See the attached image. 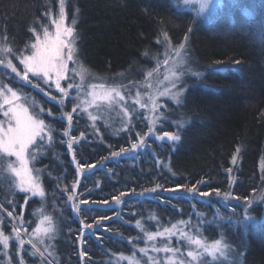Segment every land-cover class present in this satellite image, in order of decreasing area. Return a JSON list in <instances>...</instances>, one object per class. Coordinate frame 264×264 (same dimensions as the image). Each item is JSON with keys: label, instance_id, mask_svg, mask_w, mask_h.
Listing matches in <instances>:
<instances>
[{"label": "trees", "instance_id": "1", "mask_svg": "<svg viewBox=\"0 0 264 264\" xmlns=\"http://www.w3.org/2000/svg\"><path fill=\"white\" fill-rule=\"evenodd\" d=\"M50 1L0 0V35L13 52L31 47L33 21ZM68 3L76 18L81 59L96 75L112 77L143 66L158 53L167 32L172 41L187 35L190 58L201 77L183 96L179 111L184 124L174 144L145 138L142 122L116 136L93 138L80 116L74 117L68 136H63L67 122L53 119L56 156L47 162L53 176L44 185L48 199L58 200L53 208L58 226L54 264H112L114 257L130 254L139 237L136 222L149 213L164 220L184 217L194 206L203 208L182 194L193 185L198 193L219 189L239 199L259 188L264 162V0L251 8L255 14L236 6L212 24L193 22L188 13L174 9L172 0ZM222 62L229 64L217 66ZM49 106L57 113L54 103ZM70 136L79 138L71 151L66 143ZM140 137L145 144L135 154L111 155L131 149ZM237 152L239 165L230 175ZM78 164L94 167L78 172ZM246 241L242 264H264V223L250 230Z\"/></svg>", "mask_w": 264, "mask_h": 264}, {"label": "rangeland", "instance_id": "2", "mask_svg": "<svg viewBox=\"0 0 264 264\" xmlns=\"http://www.w3.org/2000/svg\"><path fill=\"white\" fill-rule=\"evenodd\" d=\"M263 0H212L211 4L208 5L204 11H200V5L202 3H207V0H172V6L177 12L188 13V16L192 18L193 22L208 23L212 24L215 19L226 13H229L234 7L241 6L246 12L251 14L255 11L251 9L255 4L262 2ZM48 3V2H47ZM46 3V4H47ZM59 0H52L48 4L44 12L33 21L31 26L32 30V43L35 42L36 36L40 35L43 38V30L45 27L49 29L50 32L55 31V26L52 21L58 19L59 16ZM65 13L66 20L65 23L68 26H73L72 21L76 18L72 14V10L69 7L68 0H65ZM35 29V31H33ZM187 36V35H186ZM75 48L76 53L73 61L68 62L69 71L66 73L67 79L61 80V87L67 88L68 84H82V88L77 90L75 87L68 89L69 95L63 97V106H61L57 101L61 98L62 94L58 89L55 88L54 77L50 81V85H46L40 79H34L31 75L29 77L31 83L26 86H22L18 83L13 84L15 74H11V70L8 69L5 72L3 66H0V81L7 84L13 89H18L23 95L29 98V101H35V110L29 105V111L36 114L39 109H44L45 111L40 114L39 118L43 119L45 123L51 128L53 134V140L49 144L45 141V144L39 146L32 151L36 152L35 160L30 159V168H33V175L39 176V183L42 185L45 195L44 197L32 196L31 193H24L15 187V178L13 175L7 173V164L9 161H15V157L0 158V229L4 231L6 235L10 236L9 247L4 249L0 245V264H19L21 256L23 257L25 264H54L53 257L55 256L54 251V241L57 237V218L54 217L53 208L55 203H57V197L49 196L51 201H48L46 188L44 185V179L46 177H52V170L48 165V160L55 158L56 148H55V130L53 127V119L56 118L60 121L67 122L66 116L63 119H59L62 113L72 112L74 106L79 105L81 100L91 99L87 94L92 91L91 85H96L95 89L97 93H102L106 89L117 88L121 92V95L125 97L124 101L119 103L113 102L109 104L107 101L99 100L96 105L88 108V112L97 116V120L93 122L87 112H84L83 105L77 108L76 112H73V120L75 116H80L81 119L87 124L89 133L92 134L93 138H98L102 134L107 133L111 135H119L126 132L129 128L135 127L137 123H143L146 125L145 138L155 140L157 143L161 142H171L176 143L177 141H169L167 138L164 140L157 139V136H163L165 132L180 133L184 124L185 116L181 114L179 109L182 105V99L187 89L191 85H195L199 82L201 77L200 70L192 62L190 58V53L188 49V37L185 41L183 37L180 41H172L169 38V43L172 48L178 47L181 43H185V49L183 50V55L186 57V64L183 68L184 75L177 82V88L173 91L183 89L182 95L179 98V103L171 99L168 96L159 97L160 107L156 113H152L149 108H140L138 104H135L136 93L140 92V99L142 102L147 103V96L149 94H155L157 90L163 91L164 88L169 87V81H166L164 77L169 75V69L173 67L172 61L175 59L172 52H168L166 55V44L164 42L163 35L159 41V51L154 54L151 58L145 61L143 66H139L136 69H130L126 72H122L112 77H100L95 73L91 72L81 59L79 48H78V37L75 28ZM31 43V44H32ZM0 46L10 47L6 41L5 36L0 35ZM12 49V48H11ZM31 47L27 51L21 53H15L11 56L5 57L7 59H12V62L17 66V70H23V65L20 64V58L22 55H30ZM165 59L169 60L168 65H165L163 61ZM229 62L218 63L220 66H226ZM83 69L84 81L80 80V76L76 72H80ZM75 69L76 71H72ZM155 69L153 76L151 78L147 77V72ZM191 69L193 72L199 73V75H192L188 71ZM3 72L5 76L12 80L10 83L7 78L3 77ZM151 84L152 87H147ZM37 85L39 87H37ZM103 86L101 88L100 86ZM50 93V95H49ZM52 97H56L54 101ZM118 99V98H117ZM46 102L48 106L45 105ZM54 103L56 105L55 113L51 108L50 104ZM127 108L129 116L124 115V109ZM51 111L52 115H48V111ZM162 114V115H161ZM153 116H159V120L155 124V129L153 133H149L148 129L150 127L149 120ZM2 112H0V120H4ZM130 121V122H129ZM182 122V126L180 123ZM73 123V122H72ZM186 123V121H185ZM127 125V127H125ZM68 127V122H67ZM65 135V132L63 133ZM180 136V134H179ZM146 146V145H145ZM134 150L128 151V154H135ZM236 157L235 163L232 160L231 171L228 170L230 175L235 174L239 165V154L238 152L234 155ZM36 169L40 170L38 173ZM259 175L262 179L261 185L247 198L239 199L233 196L230 192L220 193V195L211 194L210 196L203 197L197 191L195 193L184 191L182 192L188 199H197L201 202V206L192 207L191 210L187 212V215L180 214L178 217H165L162 220L155 214L149 213L148 217L140 219L144 231L139 229V237L135 239L133 250L130 254H122L125 257H131L135 254L137 260L140 264H151L148 260L149 256L155 257V259L163 262L166 256L171 255L159 252L153 253L149 251L147 255L140 253L139 249L144 247H151L152 242H147L145 240L146 232H157L163 231L164 228H171L172 225H178V227L183 228L184 231L191 232L195 234L197 231L206 238L209 242L216 239H223L225 244L228 245L226 250V258L219 259L216 264H242L244 261V256L247 250L246 234L260 226L264 223V162L260 161ZM235 177H232V182L234 183ZM228 194L225 196V194ZM14 201V205L9 203ZM48 202H50L48 204ZM32 203L30 206L29 204ZM51 206V207H48ZM208 209V210H207ZM8 213H12L10 217ZM186 213V212H185ZM247 216L253 219L247 220L243 223L241 221ZM44 216H51L55 231L52 234L53 238L51 240L45 238V245L39 244V237L33 236V230L37 227L40 220ZM15 217V219H13ZM22 217L24 223H20V218ZM180 221H184L183 225H179ZM231 221V222H229ZM17 227L21 230V238L25 241L31 239L41 251L44 250L45 246H48V252H45L44 257L41 258L39 254L33 255V249L30 244L26 243L23 249L19 248L18 241L15 240L12 230L13 227ZM45 226H47L45 224ZM168 242L163 238H158L155 241L157 247H162L163 243ZM170 244L174 248H179L181 253L187 252L188 248L184 241L179 240L178 237L174 236L171 238ZM51 253L49 255L48 253ZM118 255L112 259V264H129L128 260H121ZM183 258V257H182ZM45 262V263H44ZM204 264H212L210 258L204 260Z\"/></svg>", "mask_w": 264, "mask_h": 264}, {"label": "snow or ice", "instance_id": "3", "mask_svg": "<svg viewBox=\"0 0 264 264\" xmlns=\"http://www.w3.org/2000/svg\"><path fill=\"white\" fill-rule=\"evenodd\" d=\"M199 2V0H197ZM212 0H207V3H202L200 5V11H204L211 4ZM59 16L58 19L52 21V24L55 26V31L50 32L47 27L43 30V38L40 35L36 36L35 42L31 44V54L22 55L20 58V64L23 65V70L18 71L17 66L12 62V59H7L5 57L11 56L13 50L11 47L0 46V66H3L5 72L8 69L11 70V74H15L14 82L22 86L30 84L29 79L30 75L34 79L42 80L46 85H50L53 77L55 80V88L59 90L62 94L61 98L57 101L61 106H63V97L69 95L68 89L75 87L77 90L82 88V84H68L67 88L61 87V80L67 79L66 73L69 71L68 62L73 61L76 53L75 48V28L73 26H68L65 23L66 13H65V0H59ZM78 11V10H77ZM72 25H75V20L72 21ZM35 31V29H33ZM164 42L166 44V55L168 52H172L175 59L172 61L173 67L169 69V75H166L164 79L169 81L170 86L164 88L163 91L157 90L155 94H149L147 96V103L142 102L140 99V92L136 93L135 104H138L140 108H149L152 113H156L159 104V97L168 96L171 99L179 103V98L182 95L183 89L173 91L177 88V82L184 75L183 68L186 64V57L183 55V50L185 49V43H181L178 47L172 48L169 43V37L167 32L163 33ZM185 41H187V36H185ZM165 65H168L169 60L165 59L163 61ZM72 71H76L73 69ZM156 70L153 69L147 72V77L151 78ZM192 75L196 76L199 73L193 72L191 69H188ZM80 76V80L84 81L83 69L81 68L80 72H76ZM37 87H39L37 85ZM103 88V86H100ZM147 87H152L151 84H148ZM93 89L87 95L91 99L81 100L79 105L73 107L72 112L62 113L59 119H63L65 116L68 122V128L65 129V135L68 136L72 127L73 122V112L77 111V108H80L83 105V111L88 113L89 118L95 122L97 116L93 115L91 112H88V108L97 104V101L103 100L107 101L109 104L113 102L119 103L124 101L125 97L121 95V92L117 88L106 89L102 93H97L95 90L96 85H91ZM50 95V93H49ZM118 98V99H117ZM55 101L56 97H52ZM29 105L35 110L36 102L29 101V98L26 95H23L18 89H13L7 84L0 81V112H2L4 120H0V158L6 157H15V161H9L7 164V173L11 174L15 178V187L24 193H31L32 196L44 197L45 192L42 185L39 183V176L33 175V168H30V159L35 160L36 152L32 151L39 146L45 144L47 141L49 144L53 140V134L51 128L45 123V121L39 118L40 114L43 113L44 109H39V112L33 114L29 111ZM48 115H52L51 111H48ZM124 115L129 116L127 108L124 109ZM162 115V114H161ZM159 116H153L150 120V127L148 129L149 133H153L155 129V124L159 120ZM130 122V121H129ZM182 126V122H178ZM127 127V125H125ZM84 134L81 133V136ZM139 135V134H137ZM147 135V134H145ZM157 139L164 140L167 138L169 141H179L180 136L178 133L165 132L163 136H157ZM79 138L75 136H70L66 141L68 149L73 150L74 143H78ZM145 140L144 137H140L138 142L132 143L131 149L121 148L119 152H113L112 156H120L122 153H126L130 150H135L138 147L144 146ZM239 151V149H237ZM73 160H75V155H73ZM236 157H233V163H235ZM85 167L93 168L94 165H77V171L83 172ZM37 173L40 171L35 170ZM231 171V169H229ZM76 185L73 184V187ZM160 186L157 185L156 188ZM180 186L178 185L177 188ZM156 188L151 189L155 191ZM175 189H173L174 191ZM189 192L195 193L197 188L193 185L191 188L186 189ZM215 194L220 195V190L215 189ZM203 197L210 196V192L199 193ZM125 195L121 193V196ZM228 194L226 193L225 196ZM69 200H72L73 197L69 195ZM113 199L119 203V197H113ZM247 200V198H245ZM14 205V201L9 202ZM81 203H88L87 201H82ZM105 204L108 201H104ZM77 211H79L78 206L73 205ZM11 217L12 213H8ZM15 219V217L13 218ZM253 219L252 217L247 216L241 221V223ZM231 222V221H229ZM20 223L23 224L24 221L22 217L20 218ZM185 222L180 221L179 225H183ZM45 224L47 226H45ZM87 228H91V225H86ZM136 227L144 231L141 222L138 220L136 222ZM55 227L51 216H44L37 227L33 230L32 235L39 237V244L45 245V238L51 240L53 238V233ZM12 234L20 249H23L25 244L28 243L33 249V255L39 254L41 258L44 257L45 252H48V246L44 247V250L41 251V248L37 246L31 239L25 241L21 238V230L17 227H13ZM178 237L179 240H182L187 245V252L181 253L179 248H174L171 246L170 241L172 237ZM158 238H163L168 241L163 243L162 247H157L155 241ZM10 236L6 235L2 229H0V245L6 250L9 247ZM145 240L147 242H152L151 247L140 248L139 252L147 255L149 251L153 253L163 252L166 254H171L166 256L163 262L155 259L153 256H149L148 260L151 264H204V260L210 258L212 264L221 258H226V250L228 245L225 244L223 239H216L209 242L204 238L198 231L193 234L188 231H184L183 228L178 227V225H172L171 228H164L163 231L157 232H146L145 231ZM51 255V253H48ZM86 253L81 252L83 257ZM183 257V258H182ZM121 260H128L129 264H140V261L136 259L135 254L131 257H125L121 254L119 257ZM19 264H25L23 257L21 256Z\"/></svg>", "mask_w": 264, "mask_h": 264}]
</instances>
